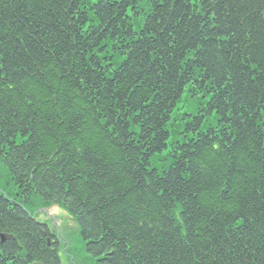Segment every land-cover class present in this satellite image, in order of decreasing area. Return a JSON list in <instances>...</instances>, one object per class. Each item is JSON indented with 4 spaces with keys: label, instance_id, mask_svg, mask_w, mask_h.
I'll list each match as a JSON object with an SVG mask.
<instances>
[{
    "label": "trees",
    "instance_id": "1",
    "mask_svg": "<svg viewBox=\"0 0 264 264\" xmlns=\"http://www.w3.org/2000/svg\"><path fill=\"white\" fill-rule=\"evenodd\" d=\"M0 159V264H264V0H0Z\"/></svg>",
    "mask_w": 264,
    "mask_h": 264
},
{
    "label": "rangeland",
    "instance_id": "2",
    "mask_svg": "<svg viewBox=\"0 0 264 264\" xmlns=\"http://www.w3.org/2000/svg\"><path fill=\"white\" fill-rule=\"evenodd\" d=\"M195 98L196 96L187 90L174 108L175 115L173 118L179 116V122L184 123L190 120V115H199L200 112L197 109L198 102H194ZM215 123L216 120L214 117L209 116L206 124ZM206 124L203 130L207 129L208 125ZM182 129H185V127L183 126ZM21 140L22 137L19 135L17 141L21 142ZM0 191L10 194L11 196H14L16 192L14 181L9 175V168L1 159ZM30 209L37 220L47 223L48 226L58 234L60 239L59 255L62 264H96V257L87 249L86 241L81 234L80 226L66 209L57 205L46 209L42 207L39 202Z\"/></svg>",
    "mask_w": 264,
    "mask_h": 264
}]
</instances>
